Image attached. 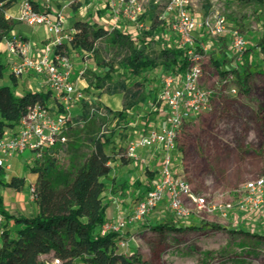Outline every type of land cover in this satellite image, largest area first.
<instances>
[{"label":"rangeland","instance_id":"374dc122","mask_svg":"<svg viewBox=\"0 0 264 264\" xmlns=\"http://www.w3.org/2000/svg\"><path fill=\"white\" fill-rule=\"evenodd\" d=\"M55 1L52 0L55 8L65 6L63 24L65 34H70L72 27L69 20L72 15L69 6L72 2L81 4L76 19H82L90 14L93 20L109 29L118 19L116 14L119 12V16H122L124 8L119 0ZM140 3L144 11L149 9L150 4H155L156 13L162 12L166 6L165 0H140ZM196 4L197 7L195 4L190 7L196 19L205 17L207 13L202 16L198 13L203 12L207 5L209 10H217L225 15L228 31L221 37L204 40L210 57L204 61L202 83L205 88L213 91L211 109L193 119L182 131L178 139L179 153H171L172 169H176L190 183L196 194L207 195L211 199L222 194V200L232 201L237 198L238 191L246 182L264 177V7L242 1L225 4L222 0H196ZM100 13H103L102 17L99 16ZM122 22L127 30L135 29L131 21L122 18ZM231 29L237 30L247 45L236 64L232 60L223 61L226 65L222 66L223 68L237 66L238 73H233L234 81L222 86L220 80L224 77H220L215 70L213 59L216 53L212 42L215 41L225 47L228 42L226 38L230 39ZM109 40L110 37H107L98 41L96 49L99 51V57L110 62L117 58ZM228 44L230 45V40ZM69 55L74 68L77 66L80 70L85 63L88 65L80 79H77L78 68L71 77L77 85L80 84V80H84L85 83L81 84H84L85 100L75 105L72 120L76 124L69 130L65 144L49 150L43 158L30 161L25 167L23 164L31 159L30 152L26 151L16 159L18 164H21L20 175H25L33 186L36 178L31 172L32 168L41 169L53 161L51 173L58 176L70 170L72 149L79 148L80 151L88 153L90 145L87 132L91 128L96 137L108 138L111 141L108 152L115 156L116 150L127 147L130 141L158 121V115L149 114L155 106L149 107L145 100L130 111L128 118L124 120L114 117L104 120L88 119L89 106H86L85 102L104 106L98 99L105 94L87 88V82L89 80L94 82L95 74L101 75L107 68L95 71L93 57L80 60L73 52H69ZM221 55L225 57L224 53ZM241 74L247 76L245 82ZM148 77L150 84L153 82L151 81L153 73H149ZM138 80L146 92L149 89L148 83L142 79ZM161 80L162 78L155 79L156 87ZM16 81L17 91L23 92L27 89L28 76L16 78ZM11 85L8 69L0 80V86ZM232 88L235 89V93H231ZM51 99L46 105L56 111L57 101L53 97ZM122 101V95L103 96V102L112 111H120ZM155 168L156 163L141 166L142 173L146 169ZM23 190L24 202L28 204L25 207L26 211L32 214L30 212L33 201L29 196V186L26 184ZM135 201L129 202V209L133 208ZM110 211L111 207L107 213L110 214ZM167 222H174L182 231H164L159 234L149 228L153 224ZM211 225H217L222 229H214ZM260 234L264 236V207L257 217L231 211L226 217L220 216L219 213L213 215L191 213L187 219L178 220L163 205L143 222L124 232L129 244L127 253H138L146 264H264V238H260ZM50 258L51 255L40 259Z\"/></svg>","mask_w":264,"mask_h":264},{"label":"trees","instance_id":"16d2710c","mask_svg":"<svg viewBox=\"0 0 264 264\" xmlns=\"http://www.w3.org/2000/svg\"><path fill=\"white\" fill-rule=\"evenodd\" d=\"M17 1L0 0V44L11 37L15 22L6 18V12ZM30 1L34 9L38 10L36 2ZM233 1L253 2L264 7V0ZM69 7L73 15L72 27L70 38L63 48L68 53H75L80 60L93 57L95 71L107 68L101 75L95 74L94 80L92 79L94 82L89 80L87 88L102 91V94L108 96L122 95L123 99L120 111L85 102L89 106L88 119L104 120L114 117L124 120L142 100L149 107L155 106L149 114L159 115L161 111L156 103V94L160 84L156 87L155 79L163 78L167 74L180 75L187 65L186 50L180 46L178 37L171 30V16L162 18L165 8L156 13L157 7L150 4L149 9L138 16L136 23L131 22L135 29L130 31L125 28L121 16H118L115 25L109 29L93 20L90 14L76 19L75 16L81 8L79 2H72ZM103 13L99 16L102 17ZM137 24H142L144 29H139ZM204 36L200 34L196 37L199 44L204 43ZM107 37H110L109 44L115 49L117 58L110 62L99 57L96 49L97 42ZM197 49H200L199 45ZM213 63L220 77H225L229 72L238 73V69L223 68L222 62L215 59ZM8 69L9 64L0 54V80ZM149 73H153V82L150 84ZM245 76L241 74L244 82L247 80ZM9 77L12 85L0 86V138L7 129L17 126L29 107L35 103L47 107L46 104L52 97L50 91H17L16 78L10 73ZM138 79L148 83L149 89L146 92ZM84 100L85 98L78 103ZM74 109L71 111V118ZM98 110H102L105 116H100ZM61 111L58 108V112ZM87 139L90 145L88 153L80 156L79 148L72 149L73 158L69 171L58 176L52 175L53 161L41 169H31L37 175L34 186V215L9 214L3 209L0 198V213L5 219L0 234V264H45L51 258H57L60 264H146L138 253H123L116 249L117 233L101 234V228L107 221V209L112 203L103 195L106 190L104 180L112 171V156L108 152L111 141L96 137L92 128L87 132ZM49 150L44 152L43 157ZM125 150L126 147L114 152L120 161H128ZM144 172L149 175L148 182H135V187L140 190L139 196L134 198L136 201L151 189L152 182L157 177L156 170L146 169ZM2 185L20 191L25 185V179L13 177L9 182H2ZM258 215L257 212L251 214L255 217ZM10 221L13 222L12 225L9 224ZM211 227L222 229L217 225ZM149 228L159 234L164 231H182L174 222L156 223ZM259 237L264 238L262 234ZM49 255L50 259H40L41 256Z\"/></svg>","mask_w":264,"mask_h":264},{"label":"built area","instance_id":"2783aa9c","mask_svg":"<svg viewBox=\"0 0 264 264\" xmlns=\"http://www.w3.org/2000/svg\"><path fill=\"white\" fill-rule=\"evenodd\" d=\"M164 19L171 16V30L179 39L180 46L185 48L186 68L180 75H164L158 92L156 103L161 113L158 121L144 133L127 144L125 157L132 163L146 164L155 161L157 180L144 196L135 201L131 212L119 216L114 221H106L101 228V234L117 233L116 249L123 253L128 251V240L124 235L130 227L143 222L159 206H165L168 212L178 220L187 219L191 213H219L226 217L229 212L242 214L259 213L264 207V177H258L246 182L238 191L235 200H222V194L216 198L198 195L190 183L172 169L171 153H179L178 139L188 123L197 116L211 109L213 91L205 88L202 83L203 65L208 58V48L204 43H198L196 37L205 35L208 38L221 37L227 33V19L217 10H209L205 17L196 19L190 7L193 0H165ZM48 3L49 0H46ZM124 6L122 18L133 23L144 11L140 0H119ZM63 6L50 11L35 10L30 0H22L16 20L27 26H43L47 34V42L39 54L34 55L30 43L21 36H13L4 41L6 52L11 58L9 73L15 78L32 74L41 80L47 91L57 101V109L51 110L40 103L29 107L17 126L7 129L0 138V168H6V161L15 155L26 151L31 154V161L40 160L45 151L57 144H65L68 130L75 126L71 111L75 105L85 98L82 88L72 80L74 66L69 53L63 48L69 40V34L64 33ZM119 12L116 14L118 17ZM144 29L142 24H137ZM232 62L236 64L244 53L247 42L235 29L229 31ZM199 45L200 49H197ZM85 63L78 70L80 79L86 72ZM237 70V66H233ZM232 72L220 80L222 86L234 81ZM235 93V89L230 90ZM93 111V109H91ZM100 116H105L98 110ZM149 150L148 162L143 160L138 150ZM31 201L35 198V187H29ZM5 219L0 213V234L3 231ZM45 264H60L57 258L47 260Z\"/></svg>","mask_w":264,"mask_h":264},{"label":"crops","instance_id":"0c3cea01","mask_svg":"<svg viewBox=\"0 0 264 264\" xmlns=\"http://www.w3.org/2000/svg\"><path fill=\"white\" fill-rule=\"evenodd\" d=\"M22 0H18L16 4H14L9 10L6 12V18L11 19L13 22H15L14 27L10 33V36H21L25 40H27L33 50L34 55H37L40 53L43 45L47 42V34L45 31V28L43 26H27L25 24H22L16 20L18 16V10L19 6ZM36 2L38 6L39 11H50V8H53L54 10L58 9L57 7L55 8V5L53 4L52 0H49L47 3L46 0H33ZM59 0H56L55 2H58ZM225 4H230L233 3V0H222ZM193 4L196 5V0H193ZM57 6V5H56ZM64 6V5H63ZM62 6V7H63ZM61 7V8H62ZM192 7V6H191ZM60 8V9H61ZM65 9V8H64ZM63 9V15L65 17V10ZM209 10V6L205 5V9L203 12L198 13L200 16L206 14ZM70 23L73 20V15H70ZM65 21V18H64ZM65 23V22H64ZM71 31V30H70ZM205 41H208L209 38L204 36L203 38ZM227 39V44L225 47L221 46L220 44H217V42L213 41L212 45L214 47L215 51V60L222 62V66H226L223 64V61H231L232 60V52L229 47V38ZM210 53V52H209ZM208 53V58L210 57ZM224 53L225 57H223L221 54ZM0 54L2 58L4 59L5 62H7L10 66L11 58L9 54L6 52L5 44L2 42L0 44ZM80 66V65H79ZM79 70V67L76 66L75 70ZM28 76V87L25 91L29 92H37V91H42L46 92L47 89L43 84L41 83V80L32 75H25ZM22 76V77H25ZM78 79V78H77ZM203 82V79H202ZM79 87L84 89V80L79 81ZM103 96L102 95L98 101L103 103V105H106L103 102ZM52 99L50 98L49 101ZM48 101V102H49ZM107 106V105H106ZM58 111V109L56 110ZM62 145L57 144L52 150L60 147ZM139 154L145 160L146 162L149 161L151 153L149 150H144L140 149L138 150ZM86 153L80 151L79 155L82 156ZM21 155V154H20ZM20 155H15L9 158L5 165L7 166L6 168H0V198H1V205L5 211H7L9 214H15V215H22V216H31L36 213V207L34 203L32 204V210L30 213H27V208H25L28 204H26L25 201V196L23 195L22 192H24L23 189H25L26 184L30 187L31 182L30 180H27L25 175H20L19 170L21 164L17 162V158ZM31 160L29 159L26 161L23 166L25 167L26 165H29V162ZM155 161H150L149 163H154ZM111 166H112V171L109 174V176L104 180L106 184V190L103 193L104 197L108 200H111L112 203L109 205L108 209L111 207L110 214H107V221L111 222L116 220L119 216H125L128 215L131 212V209H129V202L131 200H134L137 196L140 194V190L135 187V182L140 181L142 184H145L148 182V174L143 172L141 170L142 163H132L130 161H120L117 156H112L111 159ZM145 167V166H144ZM152 170H156L152 169ZM151 170V171H152ZM150 171V169H149ZM152 175V174H151ZM17 177V178H24L25 179V185L20 191H16L11 188L4 187L2 185V182H9L11 178ZM34 177L37 178V175L34 174ZM157 180V177L154 179V181ZM153 181V182H154ZM152 182V183H153ZM144 187V186H143ZM142 187V188H143ZM141 188V189H142ZM144 189V188H143ZM114 194V195H113ZM107 209V210H108ZM10 225L13 224L12 221L9 223ZM136 226V225H134ZM133 226V227H134ZM43 257V256H41Z\"/></svg>","mask_w":264,"mask_h":264}]
</instances>
